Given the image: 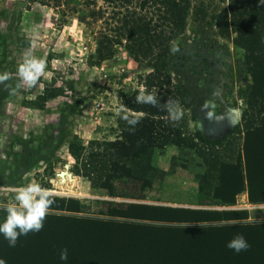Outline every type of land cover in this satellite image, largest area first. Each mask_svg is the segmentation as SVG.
Here are the masks:
<instances>
[{
  "label": "trees",
  "instance_id": "16d2710c",
  "mask_svg": "<svg viewBox=\"0 0 264 264\" xmlns=\"http://www.w3.org/2000/svg\"><path fill=\"white\" fill-rule=\"evenodd\" d=\"M61 7L72 0H29ZM86 0L81 21L96 24L98 63L126 51L138 68H148L144 85L155 88L159 103L137 102L120 94L124 107L141 115L136 125L124 121L120 136L104 149L90 147L80 158L81 170L94 189L108 196L140 200L146 189L162 180L166 171L154 166L171 146L178 150L169 169L182 163L198 167L197 204L231 206L246 192L251 204H264V4L259 0H229L222 33L245 51L252 85L245 99L241 124L222 141L208 139L200 122L193 132L187 120L173 121L164 106L175 101L184 107V94L167 75L168 60L184 32L189 4L186 0ZM65 3V4H64ZM203 130V131H202ZM95 144L94 142H92ZM54 203L39 232L18 238L15 247L0 235V258L7 264H264V223L200 224L201 215L212 221L241 220L244 211H210L137 202H109L104 218L81 216L83 204L73 198L51 196ZM0 209V219L5 215ZM243 234L250 247L236 253L227 243ZM67 248L69 258L59 253Z\"/></svg>",
  "mask_w": 264,
  "mask_h": 264
},
{
  "label": "rangeland",
  "instance_id": "374dc122",
  "mask_svg": "<svg viewBox=\"0 0 264 264\" xmlns=\"http://www.w3.org/2000/svg\"><path fill=\"white\" fill-rule=\"evenodd\" d=\"M85 1L55 7L29 0H0V73H10V79L0 83V205L13 202L14 188L39 183L53 197L79 200L81 216L104 218L109 202H139L244 211L245 219L223 224L264 223V204L249 203L246 192L231 206L198 205L194 178L198 167L186 162L169 169L170 158L178 154L175 146L166 149L163 159L154 158V166L167 173L146 189L144 199L110 197L75 174L74 166L82 171L81 160L72 155L71 144L82 147L81 158L93 145L104 149L120 136L124 116L141 115L124 107L120 94L157 92L144 85L150 69L138 68L126 51L96 61L98 27L81 21ZM186 1V26L175 42L176 51L170 54L167 75L184 94L185 106L180 107L188 130L193 132L200 122L203 130L208 129L204 132L208 139L222 141L241 124L252 75L244 49L234 43L232 25L228 36L222 33L229 0ZM27 52L47 62L31 88L17 74ZM62 174L73 181H62ZM200 219L203 225H223L212 221L211 215Z\"/></svg>",
  "mask_w": 264,
  "mask_h": 264
},
{
  "label": "clouds",
  "instance_id": "9594fccd",
  "mask_svg": "<svg viewBox=\"0 0 264 264\" xmlns=\"http://www.w3.org/2000/svg\"><path fill=\"white\" fill-rule=\"evenodd\" d=\"M264 4V0H259ZM176 51V49H173ZM47 62L44 58L36 57L31 52L24 55L22 63L18 66L17 74L21 80L31 88L35 85L40 76L45 72ZM10 79V73H0V83ZM137 102L157 105V95L153 92H141ZM171 120L179 121L183 117V109L175 101H168L164 105ZM130 125H136L137 119L123 117ZM15 195L13 202L7 205H0L5 215L0 219V235L8 241L10 247H15L18 238L26 236L29 232H39L44 227L45 217L49 214L54 199L51 198L50 190L39 183H28L13 189ZM221 224L226 221H220ZM234 223V221H233ZM227 247L236 253L246 251L250 245L243 234H236L228 243ZM61 261H67L69 253L67 248H62L59 253ZM0 264H7L6 260L0 258Z\"/></svg>",
  "mask_w": 264,
  "mask_h": 264
},
{
  "label": "bare ground",
  "instance_id": "6f19581e",
  "mask_svg": "<svg viewBox=\"0 0 264 264\" xmlns=\"http://www.w3.org/2000/svg\"><path fill=\"white\" fill-rule=\"evenodd\" d=\"M65 176H66V178H65ZM62 181H65V179H67L68 181H71L72 180V178L71 177H69L68 175H65V174H62ZM73 181V180H72ZM60 182V181H59Z\"/></svg>",
  "mask_w": 264,
  "mask_h": 264
},
{
  "label": "crops",
  "instance_id": "0c3cea01",
  "mask_svg": "<svg viewBox=\"0 0 264 264\" xmlns=\"http://www.w3.org/2000/svg\"><path fill=\"white\" fill-rule=\"evenodd\" d=\"M207 130H208V129L205 128L204 132L207 133ZM169 151H171V150H168V152H169ZM163 157H164V156H162V159H163ZM159 164H160L159 166H161L162 168H165L164 163H159ZM164 170H165V169H164Z\"/></svg>",
  "mask_w": 264,
  "mask_h": 264
}]
</instances>
